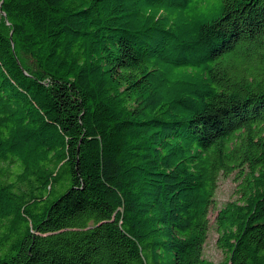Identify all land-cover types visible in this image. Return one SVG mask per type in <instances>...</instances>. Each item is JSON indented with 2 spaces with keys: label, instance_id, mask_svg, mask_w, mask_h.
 Here are the masks:
<instances>
[{
  "label": "trees",
  "instance_id": "1",
  "mask_svg": "<svg viewBox=\"0 0 264 264\" xmlns=\"http://www.w3.org/2000/svg\"><path fill=\"white\" fill-rule=\"evenodd\" d=\"M0 264H264V0H0Z\"/></svg>",
  "mask_w": 264,
  "mask_h": 264
},
{
  "label": "rangeland",
  "instance_id": "2",
  "mask_svg": "<svg viewBox=\"0 0 264 264\" xmlns=\"http://www.w3.org/2000/svg\"><path fill=\"white\" fill-rule=\"evenodd\" d=\"M236 184L237 182L233 177V174L226 177L220 175L216 182V188L213 195V205L215 207H211L207 215L209 228L202 247V257L213 263H218L225 257V253L216 243L218 232L215 230L213 223L214 216L216 210L220 208L222 204L235 198Z\"/></svg>",
  "mask_w": 264,
  "mask_h": 264
}]
</instances>
